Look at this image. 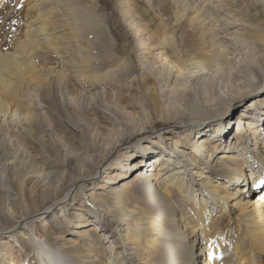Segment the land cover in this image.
<instances>
[{"label": "bare ground", "instance_id": "bare-ground-1", "mask_svg": "<svg viewBox=\"0 0 264 264\" xmlns=\"http://www.w3.org/2000/svg\"><path fill=\"white\" fill-rule=\"evenodd\" d=\"M63 1L43 7L47 10L42 19L50 21L51 30L44 41L51 42L56 35L60 42L55 49L78 58L66 63L67 74H54L57 86L69 84L72 75L84 92L106 83L125 96L122 71L101 74L100 66L89 67L84 61V51L92 48L96 39L92 37L98 35V17L88 14L79 21ZM173 4L178 7L177 30L195 10L186 33L200 42L181 41L198 53L169 57L149 44L153 51L144 57L142 68L155 83L148 93L150 103L154 108L165 103L164 118L183 130L170 129L161 132V139L143 141L154 124L146 114L129 117L108 104H93L90 114L115 129L111 143L96 145L91 154H78V165L73 158L51 163L58 170L41 179L54 185L47 186L46 181L33 197L10 200L13 180L6 182L0 174V234L10 233L6 238L22 251L16 255L2 239L0 264H32L26 257L35 250L36 264H97L103 245L106 264H253L254 250L264 252V185L257 186L264 179V0L254 2L257 13H249L247 21L241 19L238 0ZM39 24L37 33L45 35L48 29ZM145 40L148 44L149 37ZM13 59L3 58L5 71L8 61L13 67L24 66ZM103 76L108 80L101 81ZM30 81L46 87L33 77ZM0 87L4 88L0 120L25 129L38 126L39 104L13 105L8 113L18 88L6 84L3 76ZM249 97L250 104H244ZM125 136L139 141L115 158ZM217 212L220 216L235 212L234 219L248 232L230 255L223 251L225 231ZM39 222L55 230L52 239H43V250L35 236L45 232Z\"/></svg>", "mask_w": 264, "mask_h": 264}, {"label": "rangeland", "instance_id": "rangeland-1", "mask_svg": "<svg viewBox=\"0 0 264 264\" xmlns=\"http://www.w3.org/2000/svg\"><path fill=\"white\" fill-rule=\"evenodd\" d=\"M57 1L60 0H0V77L3 76L6 84L8 83L12 88L13 85L18 88L16 96L9 105L8 113L12 111L13 105L16 107L31 102L39 104L40 111L38 126L33 127V130L0 120V174H4L6 182L8 180L11 183L13 180V194H10V200L35 196L37 193L35 191L43 187L42 184L46 181L47 186L54 185L52 180L50 182L49 179H41L46 173H54L58 170L56 165L52 166L53 163L65 162L73 158L78 165V154H91L96 145L105 146L115 139V129L90 114L89 108L93 104L96 105V102L103 107H107L108 104L111 108L121 112L125 111L129 113L126 114L129 117L146 114L154 124L148 127L147 136L143 141H149L151 138L161 139V134L170 129L183 130V128H176L174 120L164 118L167 111L165 103L157 108L150 103L148 93L153 90L151 87L155 83L150 78L147 69L142 68V62L151 55L153 51L151 49H155L158 53L164 52L169 57L173 54L174 57L181 55L184 58L194 56L197 50L196 52L191 50L183 45L181 40L200 42L198 36H187L188 33H186L190 29L188 23L195 10H190L187 22L181 30H177L175 15L178 7L173 4V0H153L152 3L148 0H128V4L126 0L63 1L65 8L79 21H83L84 16L88 14L98 17V35L92 37V39L96 38L91 42L92 48L84 51V61L88 62L89 67L100 66L101 74L108 69L122 71L120 78L125 83L127 82L126 87L123 86L126 94L124 96L121 90L111 89L106 83L103 87L100 84V87L91 92H84L77 80L79 78L76 79L72 75H68L69 84L57 86L53 79L54 74L57 72L67 74L66 63L78 60L55 49V44L60 42V40H55L56 35H52L53 41H44L51 32L48 29L50 21L45 23L42 20L44 11L54 7ZM255 1L238 0V7L242 8L241 19L247 21L249 13H257L258 8L254 4ZM39 22H42L48 29L45 35L37 33ZM161 25L166 28L165 32L160 29ZM140 28L142 29L139 31ZM147 37H149L148 44L145 42ZM200 46L199 44L198 47ZM3 58L9 59L10 62L16 58L23 62L25 68L24 66L13 67L8 61V70L5 71L2 68ZM31 77L39 83L46 82V87L41 89L37 84L31 83ZM106 79L107 76H103L101 81H106ZM2 90L4 88L0 87V92ZM81 91L84 94L80 93ZM2 96L1 92L0 101ZM252 99V97L247 98L244 104L248 102L250 104ZM129 102L133 105H127ZM18 110L27 112L31 109L18 107ZM138 141L137 137L125 136L123 145L114 157L126 151L129 152L130 147ZM252 143L254 144V141ZM96 171L95 168L93 173L95 174ZM111 171L112 169H109V173ZM219 214L217 212L215 215L220 216ZM235 215L234 212L220 216L225 231L221 236L225 255H230L236 243L241 242L242 237L248 233L247 229L234 219ZM39 224L45 232L43 231L44 235L35 234V236L38 248L43 250L42 244L46 242L43 239H52L55 230L46 222H39ZM34 233L35 231L33 235ZM9 234H0V241L2 239L8 241L7 245L16 255L22 254L17 244L11 240L12 238H6ZM256 249L253 252L255 255L252 254L255 256L253 264H264L263 250L261 252L259 247ZM98 253L100 261L97 264H106V245L101 246ZM23 255H19V259ZM28 258H30L29 262L36 264L34 263L36 250L29 253L26 260Z\"/></svg>", "mask_w": 264, "mask_h": 264}, {"label": "snow or ice", "instance_id": "snow-or-ice-1", "mask_svg": "<svg viewBox=\"0 0 264 264\" xmlns=\"http://www.w3.org/2000/svg\"><path fill=\"white\" fill-rule=\"evenodd\" d=\"M262 185H264V179H260L257 186H262Z\"/></svg>", "mask_w": 264, "mask_h": 264}]
</instances>
